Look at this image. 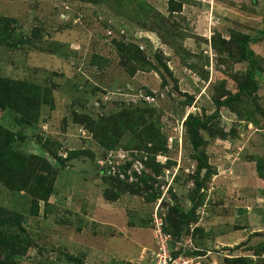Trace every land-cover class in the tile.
Segmentation results:
<instances>
[{"label":"rangeland","instance_id":"rangeland-1","mask_svg":"<svg viewBox=\"0 0 264 264\" xmlns=\"http://www.w3.org/2000/svg\"><path fill=\"white\" fill-rule=\"evenodd\" d=\"M142 1L164 15L162 24L172 32L173 45H165L154 27L144 23L147 9ZM168 1L0 0V17L15 19L9 25L18 37L30 40L32 32L36 33L33 42L19 44L17 49L0 47L1 74L47 88L54 99L52 107L42 105L39 126L26 129L25 139H17L15 148L25 154L44 155L35 139L39 134L60 144L63 156L71 150L89 151L94 156L80 157L58 169L54 194L44 209L46 215L40 203L39 214L29 216L28 194L0 186V205L27 216L25 229L31 245L17 262L156 264L165 232V207H190L187 193L192 183L188 175L196 162L191 159L185 133L189 115H215L212 125L218 127L217 133L232 134L226 140L211 139L202 131L207 162L216 175L207 184L197 223L184 229L180 242L171 238L170 251L179 246L189 252L199 251L200 264H226L225 258L238 257L256 261L261 257L264 261V249L255 256L264 246V195L260 191L264 182L256 175L254 161L264 157V116L260 114L264 112V77L252 103L246 110H238L242 121L227 108L217 110L214 86L224 79L226 88L233 92L235 83L221 72L224 67L218 66L210 46L212 35L218 33L226 38L232 33L258 37L263 28V0H182L181 11L171 16ZM120 40L139 45L151 60L161 51L172 76L163 70L162 74L137 71L130 75L118 64L116 43ZM251 48L264 59V39ZM244 67L235 64L229 72ZM149 107L154 109L152 121L167 137L169 157L176 163L155 178L154 187L161 192L155 203L131 194H122L117 202L109 203L102 195L109 185L103 181V174L120 179L127 175L129 182H136L132 172L141 175L146 170L136 160L122 171L120 166L132 157L121 148L103 149L82 127L72 123L70 113L88 112L100 118L126 108L140 111ZM244 112L251 113L259 124L247 119ZM0 123L15 129L7 113L0 115ZM164 158L158 155L156 160L164 163ZM177 176L180 178L176 180ZM154 216L162 222L161 234L155 233ZM196 226L202 229L201 236L197 232L192 236ZM64 254L82 262L69 261Z\"/></svg>","mask_w":264,"mask_h":264},{"label":"trees","instance_id":"trees-1","mask_svg":"<svg viewBox=\"0 0 264 264\" xmlns=\"http://www.w3.org/2000/svg\"><path fill=\"white\" fill-rule=\"evenodd\" d=\"M141 4L147 9L143 14L144 23H149L154 27L152 30L158 33L157 35L165 42V45H173L171 43L172 32L166 29V24H162L165 21L164 15L144 1ZM181 4L182 0H169L167 3L168 15L180 12ZM15 22L14 18L0 17V47L9 50L17 49L19 44L31 43L35 40V32H32L34 37L30 40L18 37L13 31V27L9 25ZM262 25L263 28L258 31V37L244 33H232L229 39L218 33L213 34L210 39V46L218 58V66L224 67L221 72L235 83L233 92L226 88L224 79L214 86V105L219 111L221 108H227L236 113L240 121L243 120L242 112L238 110L242 108L246 110L252 103L260 88V81L264 77V59L256 55L251 48L252 45L264 39V10ZM116 48L120 58L119 66L130 75L137 71H156L162 74L161 70H163L172 76L167 65L163 63L161 51H156L153 60H151L147 58L139 45L133 42L120 40L116 43ZM235 64H243L245 67L238 72H229ZM101 65H105L104 62ZM50 93L51 90L34 83L5 77L1 74L0 69V115L9 114L15 127V129H9L0 123V186H3L7 191H23L28 194L31 198L29 216L39 214L40 203L43 204V213L46 215L44 209L48 208L49 199L54 194L58 169L64 168L69 162L80 157H94L89 151L84 150H71L63 156L59 153L60 144L51 140L50 137L43 139L39 134L35 136V139L44 155L25 154L15 148L17 139L21 141L25 139L24 131L26 129H35L39 126L42 105L47 104L50 107L54 105V99ZM153 110L151 107L140 111L139 109L126 108L109 117L100 118L88 112L72 110L70 113L72 123L82 127L83 131L95 139L103 149L116 151L121 148L132 157L133 160L131 159L120 166L122 171H125V167L131 168L136 160L143 164V169L146 170L141 175L134 173L135 171L132 172L133 177L137 179L136 182H129L127 175H125V179H120L103 174V181L109 185L106 186L102 195L104 200L109 203L117 202L122 194L144 197L148 203H155L160 198L161 192L154 187L155 178L163 175L165 170L171 169L176 162L169 157L171 151L168 148L167 137L152 121ZM260 114L264 116V112ZM244 116L252 120L255 125L259 124L256 119L251 118V113L244 112ZM216 118L215 115L209 117L189 115L185 120V133L192 151L191 159L195 160L196 165L193 172L188 175L192 183V187L187 193L189 209L184 210L177 204L167 207H165V202L162 204L166 208V215H162L165 223L164 234L170 235L173 242L180 241L184 229L189 230L190 224L197 223V211L203 206L206 191L209 189L207 184L210 183L211 177L216 175L211 171L207 162L204 152L207 141L204 139L202 131L207 132L211 139L219 137L226 140L232 134L228 135L222 131L217 133L218 127L212 125ZM212 130H215V134L212 133ZM46 155L54 163L47 159ZM158 155L166 157L164 163L156 160ZM254 161L256 175L261 182H264V157H257ZM178 178L180 177L177 176L176 180ZM260 191L264 195V190ZM169 193L172 198H175V193L171 191V188ZM26 220L25 214L0 205V264H21L16 261V258L18 256L22 258L31 245L25 229ZM196 232L200 236L203 234L202 229L198 226L192 231V236ZM169 247H171V243ZM263 249L264 246H260L255 256L258 257ZM171 253L173 256L181 253L187 256H199L200 254L199 251L189 252L183 248L173 250ZM65 255L69 261L82 262L74 255ZM252 260L251 257L225 258V263L264 264L261 257H258V261ZM46 262L50 263L45 261L41 264H46Z\"/></svg>","mask_w":264,"mask_h":264},{"label":"built area","instance_id":"built-area-1","mask_svg":"<svg viewBox=\"0 0 264 264\" xmlns=\"http://www.w3.org/2000/svg\"><path fill=\"white\" fill-rule=\"evenodd\" d=\"M154 223V230L155 233L159 232L161 234L162 230V222L160 219L156 218L154 216L153 218ZM161 240L159 242L156 258L157 263L156 264H200V257L199 256H187L183 253L173 256V254L170 251V242H171V236L162 233ZM156 235V234H155ZM180 242V241H177ZM180 248L184 247H174V251L179 250Z\"/></svg>","mask_w":264,"mask_h":264}]
</instances>
